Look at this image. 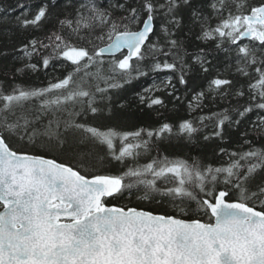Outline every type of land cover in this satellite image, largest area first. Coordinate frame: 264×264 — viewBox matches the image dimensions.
I'll return each instance as SVG.
<instances>
[{
    "label": "snow or ice",
    "instance_id": "snow-or-ice-1",
    "mask_svg": "<svg viewBox=\"0 0 264 264\" xmlns=\"http://www.w3.org/2000/svg\"><path fill=\"white\" fill-rule=\"evenodd\" d=\"M16 7H0V264H264V0ZM208 100L226 106L192 116Z\"/></svg>",
    "mask_w": 264,
    "mask_h": 264
},
{
    "label": "trees",
    "instance_id": "trees-1",
    "mask_svg": "<svg viewBox=\"0 0 264 264\" xmlns=\"http://www.w3.org/2000/svg\"><path fill=\"white\" fill-rule=\"evenodd\" d=\"M18 2L24 3L26 6H28L31 9L32 12H34L36 7L40 4V0H0V7L10 9V15L12 17H15L21 11V9L16 7ZM10 27H13V28L15 27L14 22L10 23ZM50 28H51V25L48 23H45L42 25V27L38 29L25 30L20 34V39H24L25 37L44 39L45 35L48 33ZM45 71L48 72L49 74L45 75L43 72L37 73L34 76H32L30 79H28L26 81V84L36 85V84L47 83V81L51 79L52 73H51V69L45 70ZM55 74H59V72ZM165 75H167V73H163V72L150 73L149 76L142 77L139 81H134L133 83L136 85V90L139 92H142L143 88L150 87L153 84V77H155L156 83H160V81L164 78ZM197 82L201 85V88L199 90H206L208 88V84L206 80H204L203 78H198ZM157 95H161L163 97L164 94L157 93ZM177 95L181 96L182 102H176L175 108H173L172 104H169V109H171L172 111L169 112L168 114L172 116L173 118L176 115L188 116L187 105L189 101L192 100L194 93L193 92L184 93L183 89L181 88V91L178 92ZM205 105L206 106L203 108V112H200V110L197 109L196 112L192 113V116H196L197 114L208 115L210 114V112L218 111L226 106V104H220V103H217L214 105L211 102V100L205 101ZM208 130L210 129H206V131ZM213 163H215V161H213Z\"/></svg>",
    "mask_w": 264,
    "mask_h": 264
}]
</instances>
